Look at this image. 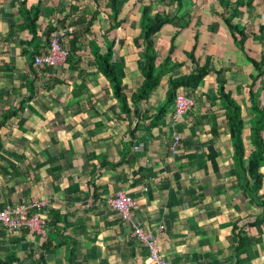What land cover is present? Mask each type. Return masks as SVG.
I'll list each match as a JSON object with an SVG mask.
<instances>
[{"label":"crops","instance_id":"obj_1","mask_svg":"<svg viewBox=\"0 0 264 264\" xmlns=\"http://www.w3.org/2000/svg\"><path fill=\"white\" fill-rule=\"evenodd\" d=\"M77 1L0 0V118L14 113L0 127V208L24 199L44 200L41 215L48 224L45 238L0 228V264H150L132 226L106 204L121 189L137 202L133 222L156 235L159 253L170 264H264V224L258 231L248 227L261 209L248 200L233 174V149L216 82L218 72L224 91L240 108L247 156L252 150L248 85L257 76L248 58L264 60V33L259 31L264 0H252V7L250 0H242L236 16L232 13L240 0H224L226 6L216 0H183L181 10L173 0H123L116 19L107 0L102 7L96 0L85 6ZM23 2L26 9L40 10L35 40L19 31ZM70 5L77 6L73 13ZM144 7L150 8L149 15L184 16L177 20L188 25L179 29L168 23L151 36L156 65L169 58L167 74L151 98L141 102L144 116H126L94 63L89 43L94 40L101 53L111 44L112 60L124 59L129 98L142 80L137 54L143 42L137 40L136 47L135 41ZM228 19L245 32V39L229 31ZM55 24L66 32L67 49L69 32L79 36L82 50L72 59L78 68L66 64L37 72L30 53L46 50L44 31ZM207 61L210 71L197 87L177 89L186 90L195 107L174 118L172 104L149 127L155 108L166 101L169 77L187 76L195 62L202 66ZM261 83L264 74L251 91ZM258 100L264 105V89ZM176 135L181 140L173 154ZM259 171L258 195L264 202V164ZM238 233L249 239L236 252Z\"/></svg>","mask_w":264,"mask_h":264},{"label":"trees","instance_id":"obj_2","mask_svg":"<svg viewBox=\"0 0 264 264\" xmlns=\"http://www.w3.org/2000/svg\"><path fill=\"white\" fill-rule=\"evenodd\" d=\"M171 1V0H170ZM178 2V9L182 7L181 3L183 0H173L172 2ZM219 4L226 6V2L224 0H216ZM123 0H107V7L109 8L110 12L112 13L113 18H117V15L120 13ZM252 0L249 2V6L252 7ZM243 1L240 0L237 2L236 11L232 13V16L238 15L237 8L238 6L242 5ZM23 8V11L21 10L22 17H23V23L19 27V31L26 30L31 35V38L35 40L37 38V23L36 20L39 16L40 10L39 8H34L32 11L31 9L25 8V3L20 4ZM64 6V5H62ZM64 8V7H63ZM71 13H73L77 6L70 5L69 6ZM150 8L144 7L141 11L140 18H139V35L136 38L135 46L140 47L139 44H137V40H142L143 45L141 48V51L137 54V71L140 73V76L142 77V80L135 91L131 93V96L128 98L125 90V86L123 84V78L125 75L124 67H125V61L123 58H119L116 60H112L113 58V45L108 44L104 48V52L101 53V49L99 48L98 44L94 42V40H91L89 43L90 49L94 52L92 53L94 63L97 64L99 67L101 75L108 81L113 97L118 102V106L120 108V112L122 114H125L126 116L133 115L135 117H143L144 111L140 109L141 102H146L151 98L152 92L159 86L160 78L167 74L166 71H164V67L167 66L169 58L167 56V59L164 63H160L156 65V53L153 48L151 36L154 35L156 32L159 31L161 26H164L165 24H172L173 26L182 29L187 27V22H178L177 19H183L182 17L177 16H169L166 15H160V14H153L149 15ZM63 15V12L60 13ZM96 14H94L90 21L95 20ZM69 13L67 16H65L64 23L62 24V27H65L66 20L68 21ZM177 20V21H176ZM62 21H59V23ZM226 23V26L228 27L229 31H232L237 34L238 37H240V41L245 39L244 31L241 30V28L237 24H232V21L230 19L224 20ZM57 23V22H56ZM86 23V21H84ZM51 26L47 31H44V36L47 40V47H48V41L49 37L53 32H56L58 29L57 27ZM259 31L261 33H264V26L259 27ZM90 32V27L86 28V33ZM70 39H69V56L67 59V65L69 64V67L73 69H77L78 66L74 63L73 56L76 52H79L82 50L81 46H77V42L79 41V36L76 33H73L72 31L69 32ZM80 43V41H79ZM27 46H31L32 43L28 42L26 44ZM63 47L66 48L65 43L62 41ZM67 49V48H66ZM47 50V48H46ZM44 50V51H46ZM172 48L169 51V54L171 53ZM91 52V51H90ZM35 53V54H34ZM40 54L39 51H35L30 53V59L32 62L34 59V55ZM190 56V55H189ZM192 61L194 60V56H190ZM248 61L253 65L255 70L257 71V76H255V79H253L252 83L248 85V99L250 101V121H249V128H248V143L251 145L252 150L248 153L247 156H244V147L242 145V137L241 133L243 130V120L240 114V108L235 103V101L230 97L229 92H225L223 89L224 81L221 80L218 75L219 73L216 72L217 78V99L219 100L220 107L224 111L225 116V125L227 128L230 144L233 149V162L235 164V169L233 171V174H235L236 180L240 181L243 188V191L246 194V197L248 200L253 203L254 205L258 206V208L261 209V213L258 218L254 220L252 224H250L248 227H253L255 229H258L263 226L264 224V202L261 201L258 191L261 186V180H263V175H261L259 168L263 166L264 164V105H261L258 96L261 89H264V83H261L260 87L256 92L251 91L252 87L254 86V83L256 79L264 74V60L261 59V61H256L254 59L248 58ZM195 69L187 76H180V77H169L167 81V94H166V101L163 103V105H158L157 108H155V113L153 116V123H149L148 126L151 127L155 125L156 121H159L161 118L165 116L170 106H172L174 101V96L176 90L180 87H187V88H195L197 87L202 81L203 78L208 74L210 69L208 68V61L200 66L198 62H195ZM32 69V67L30 66ZM173 68V67H172ZM165 73V74H164ZM84 86L80 87L79 89L82 90ZM75 96L74 90H73V97ZM14 113L7 112L6 114H2V117L0 118V127L3 126L5 120L8 118V116L12 115ZM146 114V113H145ZM152 114V115H153ZM151 116V115H150ZM208 150L211 152L212 161L215 157V152L212 151L211 144L208 145ZM239 182V183H240ZM24 231V230H23ZM249 238L240 236V233H238L237 237V245L235 247L236 252H238L239 247L245 245ZM42 258V256H41Z\"/></svg>","mask_w":264,"mask_h":264},{"label":"built area","instance_id":"obj_3","mask_svg":"<svg viewBox=\"0 0 264 264\" xmlns=\"http://www.w3.org/2000/svg\"><path fill=\"white\" fill-rule=\"evenodd\" d=\"M65 36V31L53 32L49 37L47 50L34 55L33 66L37 72L43 67L55 68L66 65L69 50L62 45ZM195 105V100L188 96L186 90H177L173 101V117H183ZM180 140L179 135L174 137L170 148L173 154L177 153ZM134 149L138 150L139 147L135 146ZM106 204L111 211L118 214L121 221L132 226V235L145 248L150 264H170L159 253L156 235L146 231L141 224L133 222L132 211L137 207V202L127 191L118 190L112 198L106 201ZM46 206L47 202L44 200L35 199H24L15 205L4 206L0 208V228L6 232L24 230L29 235L45 238L48 233V224L41 215V210Z\"/></svg>","mask_w":264,"mask_h":264},{"label":"rangeland","instance_id":"obj_4","mask_svg":"<svg viewBox=\"0 0 264 264\" xmlns=\"http://www.w3.org/2000/svg\"><path fill=\"white\" fill-rule=\"evenodd\" d=\"M74 1H75V0H74ZM78 1L81 2V4L84 5V6H85V5H89V4H91V0H78ZM78 1H77V2H78ZM105 1H106V0H96V3H97L98 6H100L99 4H103V5H104V4H105ZM72 4H75V2H72ZM100 7H102V5H101ZM101 10H102V9H101ZM261 21H263V20H261ZM97 28H98V27H97L96 25H95V27H93V29L98 30ZM83 29H84V28L81 27V30H83Z\"/></svg>","mask_w":264,"mask_h":264}]
</instances>
